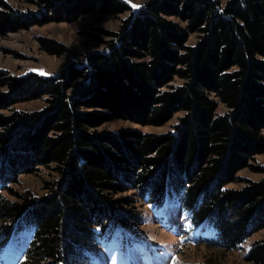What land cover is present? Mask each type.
I'll use <instances>...</instances> for the list:
<instances>
[{
  "label": "trees",
  "instance_id": "1",
  "mask_svg": "<svg viewBox=\"0 0 264 264\" xmlns=\"http://www.w3.org/2000/svg\"><path fill=\"white\" fill-rule=\"evenodd\" d=\"M97 7L129 15L86 63L49 77L0 71V185L17 197L0 192V245L33 224L24 264H73L115 226L140 222L139 201L176 197L193 224L240 249L264 227V180L238 176L261 171L252 161L264 152V0H148L133 11L124 0H59L36 13L0 0V27L70 22ZM176 78L183 82L171 84ZM41 98L43 109L14 107ZM216 98L228 108L222 114ZM179 111L174 130L160 134L96 130L115 119L161 126ZM53 163L59 177L45 195L12 188L22 173ZM128 191L135 197H117ZM246 258L264 264V241Z\"/></svg>",
  "mask_w": 264,
  "mask_h": 264
},
{
  "label": "rangeland",
  "instance_id": "2",
  "mask_svg": "<svg viewBox=\"0 0 264 264\" xmlns=\"http://www.w3.org/2000/svg\"><path fill=\"white\" fill-rule=\"evenodd\" d=\"M13 11L18 13L38 12L59 0H3ZM132 10L133 4L142 6L148 0H124ZM225 2L226 0H222ZM8 11V8L1 7ZM129 12L112 15L102 12L99 7L80 15L73 21H53L44 25H34L29 28L13 29L6 25L0 27V71L11 75L24 76L37 73L44 77L56 76L71 63L87 62V58L106 48L109 32L121 30L124 19ZM41 38L51 39L61 44L64 51L61 54L51 53L44 48ZM198 40L197 34H192L188 44ZM176 78L171 84L182 83ZM218 113L227 111V106L216 98ZM46 102L43 98L25 101L14 107L21 110L35 111L43 109ZM7 113L9 111H6ZM183 111L176 112L164 125H142L126 119H115L97 127V131H111L120 128H134L142 132L160 134L172 131L179 122ZM94 129V128H93ZM51 166L40 165L37 169L22 173L17 181L11 184L18 193L31 192L36 196L45 195L49 181L59 175ZM254 167L261 171L246 167L238 171L240 178L250 181L264 180V152L257 154L252 161ZM229 188L241 189L245 182H232ZM6 197L17 199L1 189ZM128 191L122 195H134ZM137 198V197H136ZM141 213V221L128 229L115 226L110 233L99 240L94 248L73 264H257L246 257L252 243L264 241V227L242 242L240 249H228L219 243L214 230L209 226H197L183 209L181 201L170 198L163 206H154L139 201L135 204ZM117 224V223H116ZM15 229L17 225H15ZM34 225L29 224L23 229L18 228L9 239L0 245V264H24L26 252L33 237ZM101 241V242H100Z\"/></svg>",
  "mask_w": 264,
  "mask_h": 264
},
{
  "label": "snow or ice",
  "instance_id": "3",
  "mask_svg": "<svg viewBox=\"0 0 264 264\" xmlns=\"http://www.w3.org/2000/svg\"><path fill=\"white\" fill-rule=\"evenodd\" d=\"M132 7L137 8L140 7V5L133 4Z\"/></svg>",
  "mask_w": 264,
  "mask_h": 264
}]
</instances>
